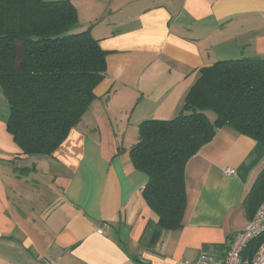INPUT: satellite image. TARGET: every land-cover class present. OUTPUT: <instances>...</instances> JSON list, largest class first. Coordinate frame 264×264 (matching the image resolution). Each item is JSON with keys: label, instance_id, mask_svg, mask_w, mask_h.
<instances>
[{"label": "crops", "instance_id": "obj_1", "mask_svg": "<svg viewBox=\"0 0 264 264\" xmlns=\"http://www.w3.org/2000/svg\"><path fill=\"white\" fill-rule=\"evenodd\" d=\"M70 1L74 30L89 29L107 51L105 76L50 155L21 153L6 131L0 89V264L222 257L249 219L242 201L264 165L261 146L229 125L219 128L185 165L183 226L163 230L153 245L156 216L140 191L148 177L133 166L129 147L143 120L179 112L200 68L264 56V0Z\"/></svg>", "mask_w": 264, "mask_h": 264}, {"label": "trees", "instance_id": "obj_2", "mask_svg": "<svg viewBox=\"0 0 264 264\" xmlns=\"http://www.w3.org/2000/svg\"><path fill=\"white\" fill-rule=\"evenodd\" d=\"M70 0H0V89L8 105L6 131L24 155H50L67 138L103 81L107 51L89 29L75 31ZM215 115L210 120L206 114ZM229 125L264 151V56L222 59L198 70L179 112L145 119L129 147L147 175L142 196L156 216L149 242L183 226L185 165ZM264 200V165L242 204L249 218ZM264 234L248 243L251 256Z\"/></svg>", "mask_w": 264, "mask_h": 264}, {"label": "built area", "instance_id": "obj_3", "mask_svg": "<svg viewBox=\"0 0 264 264\" xmlns=\"http://www.w3.org/2000/svg\"><path fill=\"white\" fill-rule=\"evenodd\" d=\"M226 174H233L230 167L225 168ZM143 191V188L140 189ZM101 232V230H98ZM264 234V200L255 213L247 220L241 230L230 237L229 244L222 257L211 253H201L195 262L189 263L178 260L175 264H264V239L259 243L251 256H245L244 251L248 243Z\"/></svg>", "mask_w": 264, "mask_h": 264}, {"label": "rangeland", "instance_id": "obj_4", "mask_svg": "<svg viewBox=\"0 0 264 264\" xmlns=\"http://www.w3.org/2000/svg\"><path fill=\"white\" fill-rule=\"evenodd\" d=\"M206 114H207V116H208V118H209L210 120H213L214 117H215V115H214V113H213L212 111H207ZM211 142H212V141H209V144H210ZM209 144L206 145V146H210ZM210 147H211V146H210ZM207 148H209V147H207ZM218 148H220V147H216V150H217ZM205 150H208V149H204V152H205V154H206V151H205Z\"/></svg>", "mask_w": 264, "mask_h": 264}]
</instances>
